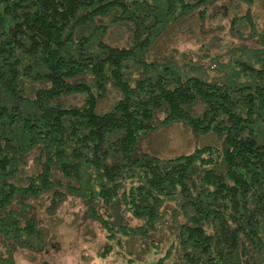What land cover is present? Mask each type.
<instances>
[{
    "label": "trees",
    "instance_id": "1",
    "mask_svg": "<svg viewBox=\"0 0 264 264\" xmlns=\"http://www.w3.org/2000/svg\"><path fill=\"white\" fill-rule=\"evenodd\" d=\"M213 1L0 0V238L12 248L43 246L36 218L15 203L50 192L55 207L70 192L109 233L106 256L120 237L148 238L165 216V202L176 200L185 220L177 232L181 259L172 264H264V64H240L254 81L230 87L142 57L162 21L159 11L175 19L196 10L203 16ZM108 15L111 23L100 29L131 24V46L93 38L94 32L78 35ZM86 73L93 81L74 80ZM25 80L49 84L30 96ZM109 86L121 97L98 113ZM74 93L84 95L81 106L59 103ZM197 101L206 107L196 116L189 107ZM159 112L164 118L157 123ZM174 122L196 134L214 132L223 146L168 159L136 151L141 137ZM36 147L41 170L19 185L21 164ZM100 202L119 204L143 223L111 224L98 213ZM170 258L167 251L156 264Z\"/></svg>",
    "mask_w": 264,
    "mask_h": 264
},
{
    "label": "rangeland",
    "instance_id": "2",
    "mask_svg": "<svg viewBox=\"0 0 264 264\" xmlns=\"http://www.w3.org/2000/svg\"><path fill=\"white\" fill-rule=\"evenodd\" d=\"M203 8L201 6L199 9ZM197 11L178 19L172 15L165 17L163 10L159 11L162 21L153 28L156 33L153 38L151 34L152 43L142 57L158 64H168L182 76L197 75L230 87L253 82L250 71L243 70L240 64L253 68H260L264 64V0H252L250 4L239 0H214L207 5L203 16ZM111 19L112 15L98 16L93 25L80 28L77 33L89 35L94 32L93 38H102L115 46H131L135 41L131 24L118 23L106 27L105 31L100 29L110 24ZM146 20L148 23L153 21L150 16ZM142 36L145 38L146 32ZM129 65L134 71V64L131 62ZM74 80L91 82L93 76L86 73ZM48 84L24 81L30 96L36 89ZM120 97V92L109 86L106 97L97 103V112L107 111ZM84 98L82 93H74L63 95L58 101L64 106H81ZM205 107L203 102L197 101L189 108L197 116L203 113ZM156 117L158 123L164 118V113L159 112ZM204 146L221 148L223 138L214 132L196 134L186 124L174 122L141 137L136 151L168 159L189 154L197 147ZM39 155L40 147L33 148L27 154L21 164L17 184H27V178L41 170ZM219 170L222 171L223 166ZM53 177L63 178L55 168ZM67 181L64 178V182ZM100 203L98 213L111 224L137 227L143 223L131 213L124 214L119 204L106 207ZM15 205L18 209L25 208L26 215H34L45 241L41 247L27 249L19 246L12 248L8 241L0 238V264H156L167 251L171 258L167 259L166 264L181 259L177 232L178 225L185 218L176 200L165 202V216L148 238L140 235L120 237L122 246L113 242V250L106 256H101V253L105 245L111 243L109 233L90 216L79 194L67 192L64 200L55 207H52L50 192L27 198L23 203L17 201Z\"/></svg>",
    "mask_w": 264,
    "mask_h": 264
}]
</instances>
